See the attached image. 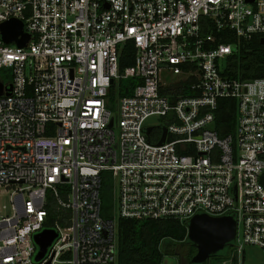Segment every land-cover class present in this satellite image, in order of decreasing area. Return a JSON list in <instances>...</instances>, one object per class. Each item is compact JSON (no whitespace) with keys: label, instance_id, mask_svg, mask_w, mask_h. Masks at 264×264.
Listing matches in <instances>:
<instances>
[{"label":"built area","instance_id":"obj_1","mask_svg":"<svg viewBox=\"0 0 264 264\" xmlns=\"http://www.w3.org/2000/svg\"><path fill=\"white\" fill-rule=\"evenodd\" d=\"M11 18L30 39L19 47L0 34V264H115L117 218L232 212L219 264H248L243 245L264 258V76L224 73L253 36L264 45V0H0V24ZM126 41L132 64L119 69ZM128 78L137 83L110 107V88ZM220 98L235 101L223 137ZM151 116L164 123L146 125ZM45 229L55 236L35 262Z\"/></svg>","mask_w":264,"mask_h":264},{"label":"trees","instance_id":"obj_2","mask_svg":"<svg viewBox=\"0 0 264 264\" xmlns=\"http://www.w3.org/2000/svg\"><path fill=\"white\" fill-rule=\"evenodd\" d=\"M203 31H208L203 29ZM226 35L220 34L217 42H227ZM134 49L130 41L122 44L118 66L122 69L132 64ZM224 73L232 77L251 78L264 76V45L258 43V37L253 36L244 46L239 47L236 54L226 62ZM134 78L120 79L116 88H110L108 100L112 107L114 93L117 96L126 95L130 87L136 84ZM172 92L178 91V86L169 87ZM168 90V88H167ZM235 120V101L220 98L216 101L213 127L219 137L232 134ZM104 177L109 182L105 184ZM112 179L107 171L100 173L99 200L100 216L110 218L102 212L104 204L112 207ZM186 222L176 219H123L117 218L115 223V264H160L165 256H173L176 264H192L190 257L195 252L191 242L185 238ZM231 251V245H225L221 251L213 254L201 264H219Z\"/></svg>","mask_w":264,"mask_h":264},{"label":"water","instance_id":"obj_3","mask_svg":"<svg viewBox=\"0 0 264 264\" xmlns=\"http://www.w3.org/2000/svg\"><path fill=\"white\" fill-rule=\"evenodd\" d=\"M1 38L5 43L14 42L19 47H24L30 39L29 34L24 32L23 22L17 18L8 19L0 24ZM262 44L263 38L259 40ZM1 93V88H0ZM110 126V122L108 123ZM150 127H145L147 133ZM161 134L156 142L160 144L163 141L165 128L161 127ZM264 172L261 173L259 181L264 187ZM235 214L228 213L221 216H209L204 213H197L186 221L185 238L191 242L195 248V252L190 257L192 264H201L213 254L221 251L225 245H231V241L235 232ZM55 232L45 229L33 236L34 244L37 251L33 257V261H40L46 253L47 248L53 241Z\"/></svg>","mask_w":264,"mask_h":264},{"label":"rangeland","instance_id":"obj_4","mask_svg":"<svg viewBox=\"0 0 264 264\" xmlns=\"http://www.w3.org/2000/svg\"><path fill=\"white\" fill-rule=\"evenodd\" d=\"M146 125H159V124H163L164 121L162 118L156 117V116H151L149 118H147L144 122ZM104 182L105 184H107L109 182L107 177H104ZM8 200V196L4 195V196H0V204H5ZM102 212L106 215H110L111 213V207L109 204H104L103 208H102ZM242 250H243V261L244 263H262L264 262V258H263V254L260 251L259 248H257L256 246H252V245H243L242 246ZM163 264H176V259L173 256H165L163 258Z\"/></svg>","mask_w":264,"mask_h":264}]
</instances>
